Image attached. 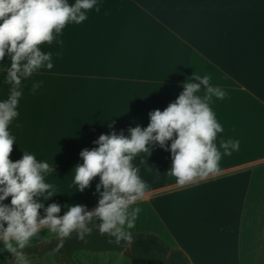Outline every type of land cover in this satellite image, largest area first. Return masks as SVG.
Listing matches in <instances>:
<instances>
[{
	"label": "crops",
	"instance_id": "0c3cea01",
	"mask_svg": "<svg viewBox=\"0 0 264 264\" xmlns=\"http://www.w3.org/2000/svg\"><path fill=\"white\" fill-rule=\"evenodd\" d=\"M97 7L40 45L53 68L23 82L9 159L28 152L53 165L44 176L53 196L37 198L45 207L59 204L58 215L71 204L91 211L99 176L77 191L79 153L101 134L147 127L148 114L174 102L184 82L207 75L225 92L210 101L223 128L215 141L220 171L180 186L169 173L170 151L153 145L150 155L138 154L133 164L148 187L125 232L155 234L189 264H264V0H97ZM7 92L0 83V98ZM228 140L239 147L224 155ZM54 237L44 228L26 246Z\"/></svg>",
	"mask_w": 264,
	"mask_h": 264
},
{
	"label": "clouds",
	"instance_id": "9594fccd",
	"mask_svg": "<svg viewBox=\"0 0 264 264\" xmlns=\"http://www.w3.org/2000/svg\"><path fill=\"white\" fill-rule=\"evenodd\" d=\"M94 8L99 11L97 0H0V83L8 85L7 95L0 98V254L10 253L15 264H29L19 250L44 228L60 238L56 250L73 233L84 240L94 229L114 237L117 244L130 241L125 228L133 227L140 211L132 206L144 197L148 187L133 161L142 152L150 155L153 145L170 151L169 173L180 186L220 171L222 153L215 141L223 128L210 101L212 97L222 99L225 92L211 86L207 75L194 76L197 82H184L174 102L163 111L148 114L147 127L129 128L127 135L114 131L101 134L93 142L95 147L79 153L82 163L72 170L77 191L89 188L99 176L98 202L93 210L71 204L65 206L63 215H58L59 204L45 207L38 201L42 197L46 202L53 196L52 185L44 179L46 173L54 171L53 165L28 152L11 161L9 156L16 143L9 126L19 115L23 82L41 69L53 68L52 54L42 51L40 45L50 44L68 23L85 21L87 12ZM32 87L38 88L39 83L34 82ZM201 89L204 96L199 95ZM238 147V140L220 144L224 155ZM9 197L10 203H4Z\"/></svg>",
	"mask_w": 264,
	"mask_h": 264
},
{
	"label": "trees",
	"instance_id": "16d2710c",
	"mask_svg": "<svg viewBox=\"0 0 264 264\" xmlns=\"http://www.w3.org/2000/svg\"><path fill=\"white\" fill-rule=\"evenodd\" d=\"M99 223V222H97ZM128 234V233H126ZM130 241L121 240L115 243V238L107 234L101 235L95 229L79 240L73 233L64 238L62 247L60 238L46 239L37 244L25 246L22 250L24 258L28 256H43L50 253L60 264H70L79 253L122 252L131 264H189L187 257L178 249L171 248L164 240L152 233L129 234ZM15 258L9 254L2 264H14Z\"/></svg>",
	"mask_w": 264,
	"mask_h": 264
},
{
	"label": "rangeland",
	"instance_id": "374dc122",
	"mask_svg": "<svg viewBox=\"0 0 264 264\" xmlns=\"http://www.w3.org/2000/svg\"><path fill=\"white\" fill-rule=\"evenodd\" d=\"M98 70V66H97ZM85 71L91 72L90 64L85 63ZM103 71V70H102ZM37 244V243H35ZM25 259L29 264H60L50 254L46 253L43 256H28ZM15 264V263H14ZM70 264H131L122 252H107V253H79L75 255Z\"/></svg>",
	"mask_w": 264,
	"mask_h": 264
}]
</instances>
